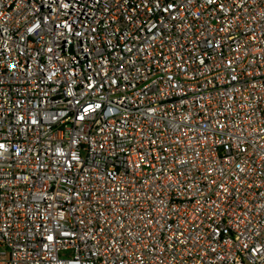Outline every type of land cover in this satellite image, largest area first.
<instances>
[{
    "label": "built area",
    "instance_id": "built-area-1",
    "mask_svg": "<svg viewBox=\"0 0 264 264\" xmlns=\"http://www.w3.org/2000/svg\"><path fill=\"white\" fill-rule=\"evenodd\" d=\"M0 264H264V0H0Z\"/></svg>",
    "mask_w": 264,
    "mask_h": 264
}]
</instances>
